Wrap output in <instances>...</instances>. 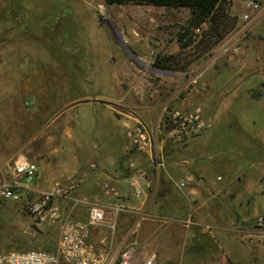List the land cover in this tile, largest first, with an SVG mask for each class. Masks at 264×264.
I'll return each mask as SVG.
<instances>
[{
  "label": "rangeland",
  "instance_id": "rangeland-1",
  "mask_svg": "<svg viewBox=\"0 0 264 264\" xmlns=\"http://www.w3.org/2000/svg\"><path fill=\"white\" fill-rule=\"evenodd\" d=\"M227 1L232 5L234 1L246 4L247 0ZM255 1L259 8L252 14L260 12L255 27L251 30L242 28L239 21L235 31L216 48L224 49L234 44L227 53L233 56L234 50L242 46L246 50V56L239 53L235 60L241 62L245 58L249 61L248 72L245 70L240 75L242 77L248 74V77L241 83L233 101L225 100L222 103L227 112L203 136L201 145L195 147V150L188 145L173 147L174 154L170 153L166 157L168 162L172 160L179 164L178 170L171 165L168 168L167 164L164 171L169 188L175 195L178 191L172 190L173 182L169 181L167 174L179 181L184 175L182 170L186 159L195 158L196 153H200L202 167L207 172L202 176L200 185L198 183L201 177L198 175V180L189 186L202 190L203 196L197 199L190 195L184 197L188 192L186 190L180 192L178 199L173 198L170 193L169 202L160 197L165 193L161 194L159 188L154 196L159 213L164 214V207L175 201L177 206L172 211L173 217L179 220L187 218L191 210L194 212L200 207V213L209 225L212 223L214 228V222L210 220L214 214L215 221L224 228L223 232L211 230L217 235L216 239H203V242L199 240L184 246L182 234L186 229L177 224L179 229L174 230L179 231L182 241L177 247L181 251L183 246V252L173 264H209L211 260L217 261L220 258L222 261L218 260L216 264H264V226L256 221L258 217H264V0ZM24 2L31 4L33 10L23 9L17 14L27 26L28 33L22 34L14 27V33L6 34V25L11 26L13 23L0 22V61L3 57L12 56L13 62L9 64V68H13L24 80L30 78L29 85H3L11 70L0 69V112H8L1 119L5 126L0 132V150L11 154L19 147L28 145L24 151L16 154L9 166L20 155H25L32 161L31 154L46 147L48 133L54 136L57 132L48 129L43 134L40 133L41 128L50 124L53 119L51 115H57L56 112H62L63 115L54 126L62 125L63 129L68 126L75 131V137L66 139L63 144L68 146L65 158L61 162L56 161L57 166L62 165L59 168L61 171H54L57 175L68 176L72 173L68 169H73L76 163L90 161L89 145L93 146L98 142L104 154L106 150L112 155L121 154L123 158L133 150L125 137L127 127H124L113 112L143 114L165 112L169 108L191 112L198 106H202L204 112L216 109L217 100H207L210 96L202 97L197 93V89L203 88L205 84L208 88L214 86V69L218 72L221 66L227 64V57L217 59L216 64L213 65L212 62V67L203 77H198L203 72L204 64L214 58L216 49L203 61L192 64L185 71L159 70L154 66L158 55H163L164 51L172 52L178 45L179 26L186 22L189 11L145 5H107L103 0ZM231 14L240 20L237 13H232V8ZM124 47H129L130 50ZM11 48L12 54L9 53ZM1 51L4 53L1 54ZM174 54L177 53L169 55ZM19 66L22 67L17 68ZM227 74L225 72L224 76L228 77ZM248 89L251 90L249 96L246 92ZM75 104H80V107L72 108ZM161 117L157 121L153 120V123L142 122L155 128ZM230 125L233 132H230ZM63 136L68 135L63 133ZM81 136L88 147L79 150ZM225 146L228 150L224 153L232 154V161L222 155L221 148ZM123 148H127L129 152L122 151ZM54 157L59 158L58 155ZM131 158L142 169L147 170L145 168L150 161L148 155L134 150ZM50 173L53 174L47 169L43 174L46 176ZM123 185L129 192V181L123 182ZM99 186L101 194L102 184ZM244 189L245 195H254V202L248 212L244 209L247 221L246 229L242 231L236 225L243 217L233 202V194ZM81 194L83 193L75 195ZM100 194V201L105 200ZM88 200L98 201L94 198ZM208 207L214 211H210ZM83 208L89 211L88 205ZM206 209L209 211L205 212ZM192 219L197 223V213L196 216L192 213ZM94 232L89 241L98 251L105 252L108 250V242L102 244L100 241L102 237H111L114 230L100 227ZM59 235L57 226L38 224L22 203L15 207L13 203L0 201V244L4 250L21 252L42 248L54 251ZM117 245L118 242L112 246L110 256L114 254ZM119 258L118 256L116 264H119Z\"/></svg>",
  "mask_w": 264,
  "mask_h": 264
},
{
  "label": "crops",
  "instance_id": "crops-1",
  "mask_svg": "<svg viewBox=\"0 0 264 264\" xmlns=\"http://www.w3.org/2000/svg\"><path fill=\"white\" fill-rule=\"evenodd\" d=\"M242 11L246 12V4L245 3L241 4L240 2L234 1L232 4V13L238 14L240 18L239 26H242V28L245 27L246 29H249V30L253 29L256 25L257 18L260 12L257 14H252L248 21H244L243 16L245 13H242ZM14 27H15L14 24L11 26L6 25L5 33L6 34L14 33ZM233 45H230L229 47H226L224 49L223 48L216 49L217 48L216 47L215 49L217 51L215 52V49H214L211 52V53L215 52L214 58L207 64L206 63L204 64V66L202 67L203 72H201L198 75V77H203L204 73H206V71L209 70L210 67H212V62H213V65H215L217 59L219 60L223 57H227V60H226L227 64L221 66V69L218 70V72H216L217 70L214 69V72L212 73V81L215 85L214 86L212 85L210 88H208L209 86L205 84L203 88L197 89V93H199V95H202V97L210 96L207 100L213 99V100L218 101L216 103L217 107L213 112H205V116L208 119L212 120L214 124L217 123V120L224 114V112H227L226 108L222 107V103L225 100L233 101V99L235 98V95L237 94V91L240 89L241 83L246 79L245 78L246 76L248 77V74L242 77L240 75H242V73L245 70H247L248 72L247 67L249 64L247 62L249 61L246 60L245 58L242 59L241 62L235 60L236 55H239V53H241V55L246 56V50H244L242 46H239L238 49L234 50L235 55L234 53H233V56L227 54ZM179 51H180V48L177 45L176 48L172 52L164 51L163 54L169 55L172 53H179ZM2 53L4 52L1 51V54ZM9 53L10 54L13 53V48H11V52ZM207 56L208 55L201 57L200 59L196 60L192 64L203 61V59ZM12 62H13L12 56L3 57V60L0 61V69L11 70L10 76L8 75L7 78L4 79L7 82L6 83L3 82V85H6V84L7 85H12V84H19V85L28 84L29 85L30 78L24 80L14 72L13 68H9V64ZM233 64H235V66H232ZM21 67L22 66H19L17 68H21ZM225 72L228 73L227 74L228 77L224 76ZM208 85L210 84L208 83ZM246 92H247V96L251 94V90L249 89ZM80 104H84V103H80ZM80 104H75L74 106H72V108L80 107ZM5 113L7 114L8 112H0V132L3 131V128L5 126L4 122L1 123V119L4 117ZM56 113L57 115H54L55 113L51 115L53 116V119H51L52 121L50 120L49 125L43 126L41 128L40 133L44 134L48 129H54V131L57 132L56 135L54 136H58V137L51 136L48 133L49 137L46 142V147L40 151H37L36 154H31L32 161L35 162L39 167V176L31 184H28V185L25 183L24 180L19 179V184L20 186H22V191L24 192L25 198H28L30 200L38 197L41 194V192L51 190L59 181L67 177L64 174L57 175V173H54V171L57 170L58 173L59 171H61L59 168L62 165L59 164L60 166H57L56 161L59 160L61 162L63 161L62 158H65L64 155H66V152L68 151L67 150L68 146L63 145V144L65 143L66 139H73L75 137L74 136L75 131L71 127H68V126L65 127L66 129H63L62 125L54 126L57 119L63 115L62 112H56ZM113 113H115L118 116V118L122 121V124L124 125V127L125 128L127 127V129L129 127H133L137 125L139 121H144V122L149 121L150 123H153L155 122L153 120L156 119L157 121L163 114V112H143V114L140 112H113ZM39 116H41L40 113H39ZM231 126L232 125H230V132H233ZM127 129H125V137H126ZM63 133L68 136H63ZM59 134H61V136ZM203 136L192 139V140H188L185 143L180 144V145H176V146L169 145V148L167 150L168 155L170 153L174 154V152H172L174 149L173 147L182 146V145H188L191 147L193 146L192 150H195L194 149L195 147L203 143L204 141ZM206 139H208V136L206 137ZM27 146L28 145L21 146L19 147L17 151H15L14 153L12 152L11 154H5L0 150V177L2 176L3 172L6 171V168L9 167L11 160L16 156V154H19L21 153V151H24ZM78 146H79V150L80 148L83 149L84 147H88L86 144V141H84V138L82 136H81ZM78 146H77V149H78ZM225 147L221 148L222 153H223L222 155L226 157L225 159H229L230 161H232L233 160V156H231L232 154L225 155L224 152L228 150V147L226 148ZM89 148H90L89 154H91L90 161H88V163L78 162L76 163V166L73 167V169H68V171L72 170L70 171L72 173H70L69 175L76 173V174H81L85 177V184L82 187V190H79L78 192L73 193L71 195L72 197L70 200L58 199L56 200V203L61 208L62 212L65 214H66V210L68 206L71 205L69 212H67V214H70V213L72 214V212L75 210L73 217L81 221H86L88 219L89 211L87 212V210L86 211L84 210L83 207H85V205L83 203H79L76 205L75 201L82 202L83 200L94 198L103 204H119L123 206L124 209L119 214L120 215L118 216L119 219L117 218L119 229L117 228L118 229L117 231L114 230V233L111 235V237H107V236L102 237L100 241V243L102 244H104L106 241L108 242L107 243L108 250H105V252L108 254V258L112 263L116 264L117 257L118 256L120 257V253L123 250L127 248H131L135 254L136 261H138V263L141 262V260L144 257H146L150 252H155L158 256L157 264H173V262H176L175 259L178 257V255L181 252H183L182 251L183 246L181 247V251L177 247L178 243L180 244V242H182L180 241L181 234L179 233L178 230H174V229H179L178 228L179 226H177V224L181 225L183 229H186L184 230L185 232L182 234L183 235L182 238H184L183 240L184 246L185 244H189V243H197L199 240L203 242V239L204 240L208 238L209 240H212L213 238L216 239L217 235L211 232L212 229H218L223 232L224 228L215 221V217H214L215 215L212 214L211 212H209V214H212L210 220L214 222V228H213L212 223L211 225H209V223L205 221V218L200 213V207L195 209L194 212L193 210H191V214L195 213V216H196V213H197L198 221L197 223L193 221V225L189 227H186L183 224H181L182 219L179 220L178 218L173 217L172 211L177 206L175 201H173L172 204L168 203V206L164 207L165 213L160 214L159 213L160 211L158 210V204H156L154 200V196L159 189L158 188L159 187V173H157L156 170H155L154 186L146 190V193L142 199L131 198L129 196V192H127L124 189V185H123V182L125 181L128 182L130 179V178H126V174H127L126 166L129 167V159L126 162L124 160L126 156L123 158L121 157V154L119 156L116 154L112 155L111 153L106 152V150L104 154L100 150L98 142L97 144L93 146L89 145ZM126 150L127 148L125 149L123 148L122 151H126ZM127 151L129 152V150ZM128 152H125V153L128 154ZM57 155L59 156V158L54 157ZM170 161L171 162H168V158H167L168 168L171 165L172 168L178 170L179 168H177V166L179 164L176 161H172V160ZM202 164L203 162L201 160L200 153H196L195 158L186 159L184 161V169L185 168L187 169L182 170L184 175L181 176L179 181H182V180L186 181L187 187L181 190L173 186L172 190H177L178 193L175 195L173 194V192H171V190H169L168 193L169 194L172 193L171 195L173 196V198L178 199V197H180V192H184L187 190L188 192L184 194V197H187L189 195L196 199L199 197H202L203 196L202 190L194 186L189 187L191 184L195 183L198 180V178L196 177L198 175L201 177L198 185H200L201 182L203 181L202 176L207 171L202 167L203 166ZM47 169H49L53 174L50 173L49 175L44 176L43 173ZM7 173H9L6 176L7 180L13 182L14 181L13 174L11 172H7ZM170 176L173 178L172 175ZM106 181H111L119 188L121 192V197L119 199L112 198V199L107 200L104 198L103 193L101 194L99 193V187H100L99 185L103 184ZM156 181L158 182L157 186H156ZM236 181H239V180H236ZM244 192H245V189L241 191H236V195L233 194L234 196L233 202L237 205V209L240 211V214L243 217V220L238 222L236 225H237V229H242V231L246 229L245 221H247V219H245L244 217L245 215L243 214L245 213L244 209H246L247 210L246 212H248L250 205L254 202V195L252 196L251 194L248 196V195H245ZM77 193H83V194L79 196L75 195ZM99 194H100V197L102 196V199H105V200L100 201V199L98 198ZM166 201L170 202L169 199ZM192 209H193V206H192ZM201 209L204 210V208H201ZM208 209L209 210L211 209L210 211H214L210 207H208ZM209 210L206 209L205 212H208ZM131 219H134L135 222L130 226L127 234L122 237L121 232L127 227H129V222L131 221ZM110 226H111L110 222L109 223L105 222L101 226L93 228L90 232L89 237L91 238L92 234L95 233L94 230L100 227L111 228ZM116 242H118V245L115 248V252H114L115 255L113 254L110 256L111 250H113L112 246H114ZM119 260L121 261V258H119ZM218 260L221 262L222 258L217 259V261ZM120 261H119V264H120ZM217 261L211 260L209 264H216Z\"/></svg>",
  "mask_w": 264,
  "mask_h": 264
},
{
  "label": "built area",
  "instance_id": "built-area-1",
  "mask_svg": "<svg viewBox=\"0 0 264 264\" xmlns=\"http://www.w3.org/2000/svg\"><path fill=\"white\" fill-rule=\"evenodd\" d=\"M258 8L257 1L247 0L243 20L248 21ZM196 82L194 80V83ZM213 126L214 123L205 116L202 106L196 107L191 112L166 109L155 128L139 121L137 125L127 129L126 139L133 150L148 155L150 161L155 164V170L160 173L159 171L166 169L167 158L164 153L166 146L180 145L201 137L209 133ZM129 167L133 171L129 179V196L133 199H142L146 190L154 186L155 180L150 178L133 158L129 159ZM7 172L13 174V182L7 180L6 176L9 174ZM167 175L173 186L181 190L187 187L186 181H175L170 174ZM38 176V165L25 155H20L1 176L0 198L16 204L22 203L38 224L49 223L57 226L60 235L56 249L54 252L45 250L5 252L0 246V264H115L109 260L106 252L98 251L89 241V236L93 228L105 222H110L111 229L115 230L123 206L103 204L99 201H75L76 205L83 203L89 206L88 219L77 220L71 213H63L56 200H70L71 195L84 186L85 177L81 174H71L59 181L51 190L41 192L38 197L28 200L25 198L19 179L24 180L28 185ZM157 184L156 181V186ZM102 193L107 200L121 197L119 188L111 181L102 184ZM256 221L260 226H264V217H258ZM181 223L186 227L193 225L192 214L183 218ZM120 258V264H157L158 256L155 252H150L138 263L133 250L127 248L120 253Z\"/></svg>",
  "mask_w": 264,
  "mask_h": 264
},
{
  "label": "trees",
  "instance_id": "trees-1",
  "mask_svg": "<svg viewBox=\"0 0 264 264\" xmlns=\"http://www.w3.org/2000/svg\"><path fill=\"white\" fill-rule=\"evenodd\" d=\"M107 5H145L166 10H186L189 11V17L183 25L179 26L177 33V43L180 48L179 53L174 55H158L154 62V66L159 70L175 71L187 70L193 62L209 55L216 47H218L238 26L239 19L237 16L231 14V2L227 0H103ZM31 5V4H30ZM24 0H0V22L11 21L15 27L22 33L26 34L27 26L24 25L23 20L18 16L17 12L23 9L32 11ZM170 109V108H169ZM172 147V146H171ZM169 145L166 146L164 153L168 157ZM134 150L126 155L124 160L133 155ZM154 162L149 161L148 165L143 168L147 169V174L150 178H155ZM126 178H130L133 171L126 166ZM160 192L165 193L163 199H168L170 194L168 191L169 182L166 179L165 172L159 173V187ZM82 189V188H81ZM79 189V190H81ZM78 190V191H79ZM76 191V192H78ZM0 201L9 202L0 198ZM12 203V202H10ZM16 207L20 204L13 203ZM25 208V207H24ZM75 210L72 212L74 216ZM75 218V217H74ZM135 222L131 219L129 227L121 232V235L126 234L130 226ZM117 228L119 229L118 225ZM117 229V230H118ZM1 246V244H0ZM2 248V246H1ZM3 249V248H2ZM4 250V249H3ZM31 250H45L47 249H31ZM5 252H12L6 251ZM20 252V251H18ZM230 264H234L230 262Z\"/></svg>",
  "mask_w": 264,
  "mask_h": 264
},
{
  "label": "water",
  "instance_id": "water-1",
  "mask_svg": "<svg viewBox=\"0 0 264 264\" xmlns=\"http://www.w3.org/2000/svg\"><path fill=\"white\" fill-rule=\"evenodd\" d=\"M240 1H246V0H240ZM124 48H126V49H129V50H130V48H129V47H124Z\"/></svg>",
  "mask_w": 264,
  "mask_h": 264
}]
</instances>
